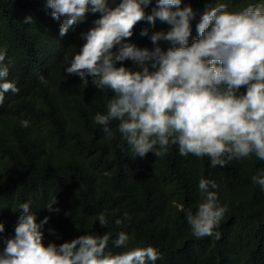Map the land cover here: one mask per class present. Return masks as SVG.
I'll return each instance as SVG.
<instances>
[{
    "label": "trees",
    "instance_id": "trees-1",
    "mask_svg": "<svg viewBox=\"0 0 264 264\" xmlns=\"http://www.w3.org/2000/svg\"><path fill=\"white\" fill-rule=\"evenodd\" d=\"M119 2V0H117ZM260 0H182L196 17L188 44L198 39L197 24L206 6L225 3L235 11ZM46 0H0V52L8 69L7 80L19 92L5 94L0 106V223L2 238L14 236L20 205L28 203L39 223L44 244L57 246L82 235H110L123 231L128 247L153 246L154 264H264V189L254 176L264 175V161L255 154L212 167L210 157L181 155L170 145L165 155L135 153L111 120L104 131L96 114H107L113 93L98 91L91 78L87 86L69 75L70 65L85 43L82 33L94 27L98 14L60 35L64 22L53 19ZM156 0L145 10L151 14ZM31 17V23L26 19ZM159 19L139 22L125 41L154 49L151 36L168 31ZM147 30V35H141ZM162 49L169 44L160 41ZM118 47L113 51H118ZM121 66L117 63V67ZM123 66L139 70L131 60ZM246 93V87L239 90ZM27 121L28 126H22ZM214 181L221 206L227 211L212 236L197 238L186 220L204 200L200 179ZM211 190V189H210ZM56 198L53 209L45 206ZM104 214L106 226L98 216ZM122 224L117 226L115 220ZM3 241L0 240V248Z\"/></svg>",
    "mask_w": 264,
    "mask_h": 264
},
{
    "label": "clouds",
    "instance_id": "clouds-1",
    "mask_svg": "<svg viewBox=\"0 0 264 264\" xmlns=\"http://www.w3.org/2000/svg\"><path fill=\"white\" fill-rule=\"evenodd\" d=\"M151 4L152 0H46L53 19L64 18L61 36L85 22L89 14H98L94 27L81 34L85 43L65 68L86 86L91 78L98 91L108 89L114 94L107 114H96L95 122L110 134L107 125L118 120L119 132L135 153L133 158L149 152L162 156L170 145H178L181 155L210 157L212 167L250 154L264 161V0L235 11L225 3L206 6L196 26L198 39L191 45L193 8L181 7L182 0H156L147 14ZM157 19L170 27L151 36L154 49L125 42L139 22L155 24ZM25 22L31 23V17ZM141 35H147V30ZM160 41L169 47L162 49ZM4 59L5 53L0 52V106L5 94L19 92L15 82L7 80ZM126 60L139 70L123 66ZM242 87L246 93L239 92ZM252 180L264 189V175ZM217 187L214 181L200 179L204 200L195 213L186 211L197 238L212 236L227 211L219 203ZM55 203L56 198L45 207L58 212L53 209ZM20 213L14 236L0 237V264H154L158 259L153 246L129 248V236L123 231L111 241L122 249L116 253L108 250L107 233L45 246L41 229L49 217L38 223L28 203L20 205ZM98 221L101 226L108 223L104 214ZM115 224L120 226L122 221L116 219Z\"/></svg>",
    "mask_w": 264,
    "mask_h": 264
}]
</instances>
